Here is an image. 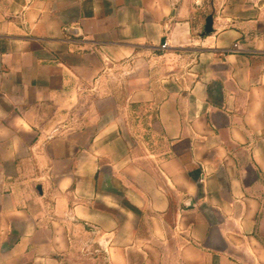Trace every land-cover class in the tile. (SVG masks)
<instances>
[{
	"label": "crops",
	"instance_id": "1",
	"mask_svg": "<svg viewBox=\"0 0 264 264\" xmlns=\"http://www.w3.org/2000/svg\"><path fill=\"white\" fill-rule=\"evenodd\" d=\"M76 258L264 264V0H0V264Z\"/></svg>",
	"mask_w": 264,
	"mask_h": 264
},
{
	"label": "rangeland",
	"instance_id": "2",
	"mask_svg": "<svg viewBox=\"0 0 264 264\" xmlns=\"http://www.w3.org/2000/svg\"><path fill=\"white\" fill-rule=\"evenodd\" d=\"M17 1H26V0H17ZM212 9L211 8H208L206 9V11H204L203 13V17H205L206 15H209L211 13ZM182 59H169L168 58H165V60L162 62V64L160 65L161 68L159 71H161L162 74L164 73H168L169 70L167 69L169 66H171V63L173 64H176L177 65V68H179V71L180 72V76L178 78H180L181 80L186 77L188 75V72L187 70H185V67H183V64L181 61ZM164 68V69H163ZM112 84L115 85L116 88H119L121 86H124L125 83L124 82H120V79H118L115 76H113L112 78ZM122 91V94H125V89H121ZM128 110H139V111H143L144 113L146 112H153L155 110V106H152V105H144V106H138V107H135L134 105H130L128 107ZM145 125V124H144ZM107 258H76V264H108L107 261H106Z\"/></svg>",
	"mask_w": 264,
	"mask_h": 264
},
{
	"label": "water",
	"instance_id": "3",
	"mask_svg": "<svg viewBox=\"0 0 264 264\" xmlns=\"http://www.w3.org/2000/svg\"><path fill=\"white\" fill-rule=\"evenodd\" d=\"M205 31L207 34H210L213 31V16L212 15L207 17ZM38 190L40 191V193H42L41 186L38 187Z\"/></svg>",
	"mask_w": 264,
	"mask_h": 264
},
{
	"label": "built area",
	"instance_id": "4",
	"mask_svg": "<svg viewBox=\"0 0 264 264\" xmlns=\"http://www.w3.org/2000/svg\"><path fill=\"white\" fill-rule=\"evenodd\" d=\"M238 47H239V45L236 43V44H234L233 49H237ZM160 49L163 51L168 50L169 49L168 42L165 41L163 44H161Z\"/></svg>",
	"mask_w": 264,
	"mask_h": 264
}]
</instances>
